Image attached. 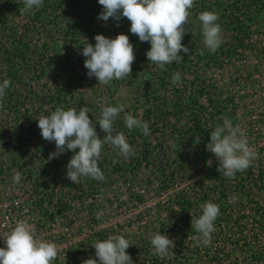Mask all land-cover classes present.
Instances as JSON below:
<instances>
[{
    "label": "trees",
    "instance_id": "16d2710c",
    "mask_svg": "<svg viewBox=\"0 0 264 264\" xmlns=\"http://www.w3.org/2000/svg\"><path fill=\"white\" fill-rule=\"evenodd\" d=\"M7 1L14 9L15 0ZM68 2L72 5L70 9L79 14L73 30L75 34L65 40V43H68L66 54L60 56V52L56 51L59 42L54 43L52 49L46 50L44 62L39 61L36 69H32V75L38 80L52 75V81H44L35 96L39 101H45V104H40L46 106L42 108L46 111L43 115L50 114L58 106L64 107L65 110L73 107V103L77 101L74 90L77 83L75 74L87 70L84 67L86 57L82 55L83 46L87 42L95 45V35L99 29L104 28L98 27L100 20L98 17L102 12L98 0H44L42 8L26 11L27 18L46 27L49 15L53 13L64 15L62 13L65 12V5ZM225 3L226 0H195V6L191 11H198L197 14L214 9H226L225 13L229 11V15L225 14V22L221 26L233 32L234 44L221 45L213 53L203 45L201 49H194L193 42L185 36L186 40L183 42L190 52L183 55V62L166 65L167 71L157 68L155 89L150 90L153 74H150L149 78H142L138 75V67L133 69L137 76L125 78L141 92L137 105L145 110L142 116L135 117L149 123L151 134L145 136L139 129L129 130L125 126L124 116H119L114 127L125 133L135 155L128 159L123 158L122 161L118 160L116 165L120 168L130 165L134 171L144 165L151 166L148 182L157 202L153 206H146V192H138L133 200L140 210L116 224L111 230L106 227L99 229L94 237L97 241L107 239L109 235L123 234L133 244L126 251L131 255L134 264H264V146L259 143L264 130L257 125L261 124V121H256V124L250 126L247 131L250 138L258 142L257 144L255 142L256 147L260 151L263 150L261 157L256 158L247 170L237 172L234 178L224 177L217 170L211 184L202 182L203 173L210 168L207 144L210 142L211 131L218 124L222 125L224 119L231 121L232 118H229L231 114L224 108V104L215 105L210 84H207L201 74L194 73L191 62L197 59V62L205 63L206 67L222 65L226 61L224 59L231 60L237 53L239 54L240 49L246 50L249 46L250 30L264 13V0H235L230 5ZM17 4L19 10L23 9L22 0ZM95 19L97 22L94 24ZM127 23L130 24L128 19ZM126 35L130 36V42L134 45L137 61H148L146 52L150 50V43L141 42L138 37H132L129 33ZM14 49L16 50L13 52L14 57L19 59V62L13 63V68H9L10 78L6 79L9 78L11 85L6 89L4 107L0 108V113L16 117L17 126L21 129L35 127L38 125V120H33L36 111L27 108L26 105L22 106L20 103L22 96L14 95L12 87L17 89L22 86L18 71L20 63L23 66L27 64L29 69L30 57L33 59L35 56L37 59V55L33 53L28 40H19ZM10 56L11 54L8 55V61ZM65 56L67 58L62 59ZM27 61L28 63H25ZM177 72L186 78L189 75L194 76L193 80L184 83L179 81L174 85L171 78ZM112 82L121 84L122 80ZM178 84H181L182 89L177 86ZM169 89L176 99L165 97V92ZM203 99L207 100V106L202 102ZM196 136L200 137L199 143H196ZM151 139H157L156 146L150 142ZM3 140V133L0 132V143ZM38 141L37 146H41L42 141ZM158 147L159 150H156ZM42 153L38 152L40 156ZM30 154L31 152L27 154L19 152L17 157L18 155L30 157ZM46 178L49 179V176L44 174L33 178L36 191L42 187L40 186L42 181H47ZM49 180L52 182L50 187L53 190L47 192V201L52 207L54 205L49 218L55 221L56 216H63L66 207L61 206L64 203L61 198L56 200L53 198L56 196L54 192H57L56 178L51 177ZM130 181L134 183L135 179L130 178ZM208 201L220 206V215L215 221V231L212 233L210 245L204 246L193 239L197 234L192 229L191 220L202 214L200 205ZM158 231L174 240L176 246L173 255L161 258L153 254L150 241ZM70 232L71 229L67 234ZM93 243L92 240H82L76 245L70 242L66 259L61 264H74L76 256L79 259V255L84 251L88 252L90 249L88 246ZM83 260L80 258L77 263L82 264ZM57 261L58 257L54 264Z\"/></svg>",
    "mask_w": 264,
    "mask_h": 264
},
{
    "label": "rangeland",
    "instance_id": "374dc122",
    "mask_svg": "<svg viewBox=\"0 0 264 264\" xmlns=\"http://www.w3.org/2000/svg\"><path fill=\"white\" fill-rule=\"evenodd\" d=\"M15 2L16 6L12 9L9 1L0 0V80L2 83V80L9 77V68H13V63L19 62V59L14 57V53L16 52L14 47L16 44H19V40H28L31 43L33 53L37 55V59L34 58L35 56L33 59L30 57L29 65L32 68L30 67L29 69L27 64L23 66L20 63L18 71L21 75L22 80L20 82L22 86L17 89L12 87V93L22 96L20 101L22 106L26 105L27 108H33V111H36L33 120H37L41 115L46 113L45 109H42L43 107L46 108V106H40V104H45V101H39L35 96L39 88L43 86L44 81H52V75L49 78L44 77V79L38 80L36 76L32 75V69H36L39 61L44 62L46 50L52 49L54 43L59 42L57 45L58 50L56 51L60 52V56L66 54L68 43L66 44L65 40L75 34L73 30H75L74 26L78 22L76 19L79 13L71 10L72 5L68 2L65 5V12L62 13L64 15L60 14V16L58 13L49 15V21H46V27H43L39 22L27 18L28 14L26 11L21 12L18 9L17 3L19 0H15ZM234 2L235 0H226L225 4L230 5ZM255 6H253L254 10L256 9ZM214 11L219 14L220 19L218 23L223 24L225 22V14L229 15V11L227 13H225L226 9H214ZM197 12L195 10L191 11L189 24L185 25L187 31L182 40V44L185 45L183 41L186 40L185 36H188L196 50L203 48L201 45L204 46L202 24L198 19ZM95 22H97L96 19L94 24ZM98 22L99 28L104 27L98 30V34H103L108 38H115L119 34L127 33L131 34L132 37L135 36L130 32L131 24L127 23V18H122L118 22L119 26H117V21L111 18L107 22L102 20ZM250 33L248 48L246 50L240 49L239 54L237 53L231 60L226 58L224 59L226 61L222 65L206 67L205 63H199L196 59L191 62V66L195 74H201L207 84H210L211 95L216 101L215 105H225L224 108L231 114L229 118H232V124L240 125L248 138L250 147L257 153V158H260L263 150L260 151L256 147L258 142L253 138L251 139L247 131L250 126L256 124V121H261V124L257 125L261 126L260 128L264 130V13L260 17V20L252 26ZM222 37L223 43L221 45H232L235 42L233 32L226 28H222ZM63 38L64 41L62 42ZM9 54L11 56L8 61ZM180 54L183 56L185 53L181 52ZM68 57L70 56L68 55ZM66 58L65 56L62 59ZM25 63H28V61ZM135 67L139 68L138 75L142 78H149L150 74H153L154 79L151 82L150 90L155 89L157 85V81H155L157 73L155 71L158 67L151 65L150 61L139 62L136 57L132 65L131 76L133 77L137 76L133 71ZM28 72H31V74H28ZM87 72L88 70H85L83 73L77 72L75 74L77 83L74 90L76 91L77 101L73 103V107L79 109L86 106L92 110L89 116L90 119H93L94 123L97 122L96 129L101 138L105 135L98 124L102 107L123 105L124 112H121L119 116L123 117L125 113L142 116L145 108H139L137 105L141 92L137 89L136 85L129 84L125 78L122 79L121 84L111 81L107 85H101L98 84L97 78H89ZM181 74L182 80L180 79V82L184 83L193 80L194 76L189 75L186 78ZM22 75L25 77H22ZM152 84L155 85L152 86ZM177 86H180V89H182L181 84ZM105 97H107V101H105ZM165 97L171 100L176 99L171 89L165 92ZM202 102L206 106L208 105L206 99H203ZM17 120L13 115L0 113V132L4 136V140L0 143V176H4L3 180L13 181L14 174L19 172L21 180L16 184L22 190L30 188L31 184H33V178L39 174L47 175L49 179L51 177L56 178L57 192L53 191L56 195L53 198L55 200L61 198L64 202L61 206L66 207L64 208L66 211L62 216L63 218H59L58 224L56 226L50 225L48 217H50V211L54 210V205L52 207L48 203L47 192L53 190L50 187L52 182L47 178V181H42L40 183L42 187L39 188V191L43 192H40V194L44 198L46 206L42 212L44 213L43 220H45V223L41 228H46L38 232L40 238L53 239L59 246H67L68 241L75 245L76 243L79 244L82 240H92L95 243L96 239L94 235L99 229L106 227L111 230L116 224L122 222L125 218H130L134 212L140 210L137 207L136 201L133 200L138 192H146V206H153L157 202V199L153 197L152 187L149 186L150 183L148 182V178L151 176V166L144 165L137 169V171H134L130 165H124L120 168L116 163L120 159L122 161L124 157L117 156V148L105 145L100 165L105 179L96 180L80 177L74 183L66 177V166L74 153L66 151L58 158L49 160L50 154L56 151L55 142L44 140L41 136V130L37 125L21 129V127L17 126ZM114 128L117 132L121 131L116 129V127ZM263 133V138L259 142L262 146H264ZM38 140L42 141L41 146H37ZM150 142L156 146L157 139H151ZM38 148L40 149L38 150ZM156 150H159V147ZM19 152L22 154L31 152V154L30 157L29 155H23L22 157L18 155L17 157V153ZM38 152L43 153L40 156ZM208 159H211L212 162H210L209 170L205 171L202 175V182L204 184H211L213 182L214 174L219 166V161L213 153L209 152ZM130 178L135 179V182L132 183ZM205 181L207 182L205 183ZM44 183L47 184L45 185ZM153 211L154 209L151 211V214H153ZM98 212L103 213L99 219H97ZM66 229H71L70 234H67ZM52 230L56 231L55 235H61L63 234L62 232H66L64 241L56 237L53 238ZM88 248H90L89 251L82 252L79 255V259L96 258L93 245L88 246ZM60 256L58 254L59 261L56 264L62 263L63 260ZM79 259L76 256L75 263L74 261L73 263L78 264Z\"/></svg>",
    "mask_w": 264,
    "mask_h": 264
},
{
    "label": "clouds",
    "instance_id": "9594fccd",
    "mask_svg": "<svg viewBox=\"0 0 264 264\" xmlns=\"http://www.w3.org/2000/svg\"><path fill=\"white\" fill-rule=\"evenodd\" d=\"M22 3L24 7L21 12H31L44 6V0H22ZM98 3L102 6L98 19L107 22L111 18L117 21V26L122 18L130 21V32L141 42L150 43V50L146 52L147 59L160 70L167 71L166 65L183 62L184 57L180 53L190 52L182 44V40L195 0H98ZM198 19L202 24L204 46L214 53L223 43L222 26L218 23L219 14L215 11H203L198 14ZM94 39L95 45L87 42L82 50V55L86 57L84 67L88 70V77H95L98 84L107 85L113 80L131 76L136 56L129 36L119 34L115 38H108L97 34ZM180 79V73L177 72L173 74L171 83L175 85ZM10 85L9 79L0 83V108L4 107L6 89ZM104 99L107 101V97ZM91 112L86 106L79 109L70 107L67 110L58 106L50 114L41 115L37 119L42 138L55 142L56 151L50 154L49 160L58 158L66 151L74 153L66 166V177L74 183L80 177L105 179L100 167L105 145L117 148L118 155L125 159L135 155L125 133L117 132L114 128L115 121L124 112L123 105L102 107L98 124L105 133L103 138L97 132V122L90 119ZM123 119L129 130L139 129L145 136L151 134L147 121H142L131 113H125ZM199 141L200 137L196 136V143ZM207 150L219 161L217 170L230 179L237 172L247 170L257 158L244 130L239 124L233 125L229 119H224L222 125L218 124L211 131ZM210 162L211 159L208 163ZM20 180L21 174L16 172L13 181L18 184ZM200 208L202 214L191 220L192 229L197 234L193 239L209 246L215 231V221L220 215V206L208 201L201 204ZM102 215V212H98L97 219ZM150 243L154 255L164 258L174 254V240L160 231L152 236ZM4 245L5 247H0V264H54L61 250L55 242L40 238L35 227L25 219L16 222L4 237ZM92 245L96 258L90 257L83 260L82 264H134L126 251L133 244L123 234L109 235L107 239L97 240Z\"/></svg>",
    "mask_w": 264,
    "mask_h": 264
},
{
    "label": "built area",
    "instance_id": "2783aa9c",
    "mask_svg": "<svg viewBox=\"0 0 264 264\" xmlns=\"http://www.w3.org/2000/svg\"><path fill=\"white\" fill-rule=\"evenodd\" d=\"M3 178L4 176H0V247H5L4 237L10 233L16 222L20 219L27 220L35 227L37 232H40L43 229L41 228L42 225L45 223V220H43L44 213L42 212L46 206V202L40 194L41 190L36 191L34 182L30 186L31 189L28 188L26 190H22L20 186L13 181L3 180ZM60 217L61 215L56 216L55 221H52L48 217V221L51 223L50 225L56 226ZM68 230L69 229H66L67 233ZM55 232V230H52L53 238L56 237L59 240L64 241L66 232H62L63 234L61 235H55ZM45 240L54 242L53 239ZM69 244L70 242L68 241L67 246H60L61 250L58 254L61 255L60 257H62V260L66 259Z\"/></svg>",
    "mask_w": 264,
    "mask_h": 264
}]
</instances>
